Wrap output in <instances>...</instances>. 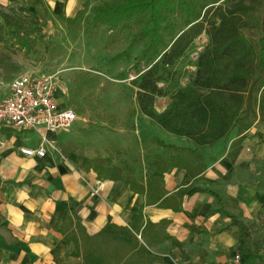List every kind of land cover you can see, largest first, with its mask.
I'll list each match as a JSON object with an SVG mask.
<instances>
[{
	"label": "trees",
	"instance_id": "1",
	"mask_svg": "<svg viewBox=\"0 0 264 264\" xmlns=\"http://www.w3.org/2000/svg\"><path fill=\"white\" fill-rule=\"evenodd\" d=\"M219 1L221 4L210 10L211 15L208 11L201 21L186 15L178 30L170 23L171 19L178 9H189V0H104L92 9L94 27L125 35L128 48L124 54L128 55L134 46L142 47L140 64L143 62L145 67L137 71L132 83L140 113L164 132L184 138L192 146L179 148L157 141L163 149L177 154L186 152L189 156L184 159L177 155L170 162L158 159L144 183L123 178L118 170L106 169L95 159L87 162V169L93 170L97 179L124 181L132 192L145 195L146 206L181 212L185 190L165 196L166 171L179 168L194 179L207 167L204 149L225 141L233 131L237 133L234 145L238 146L255 124L264 127V0ZM88 3L87 0L83 9L66 21L75 22ZM0 18L5 23L10 19L3 13ZM36 22L37 19L34 25ZM166 32L172 34L170 41ZM202 34L207 36V43L193 64V75L181 86L187 51ZM75 80L74 95L92 108L90 100L97 88L96 79L79 74ZM165 97L169 98L167 107L158 112L155 101ZM74 110L80 116L84 106ZM134 115L135 110L129 108L124 123L129 131L134 130L131 125ZM199 192L216 199L221 205L218 213L231 219L244 239L246 227L225 210L221 198L208 189ZM164 224L144 221L142 212L133 215L127 226L107 224L98 235L85 236L81 245L76 242L82 264H150L148 245L160 244L168 238L162 231ZM115 239L120 241L117 250L103 248L110 247ZM239 261L264 264L257 247L240 252Z\"/></svg>",
	"mask_w": 264,
	"mask_h": 264
},
{
	"label": "crops",
	"instance_id": "2",
	"mask_svg": "<svg viewBox=\"0 0 264 264\" xmlns=\"http://www.w3.org/2000/svg\"><path fill=\"white\" fill-rule=\"evenodd\" d=\"M86 1L0 0V11L37 21L50 16L72 19ZM25 69L21 54L14 56L0 47V98L10 95L13 78L32 74ZM261 127L256 131L258 137L264 136ZM252 130H256L254 126L247 134ZM59 134L48 137L55 138L56 144ZM41 141L36 131L0 126V264H82L77 243L81 245L85 236L98 235L107 224L127 226L140 212L144 221L165 222L162 231L168 236L160 244L148 245L150 264H241L234 258L240 256L238 227L218 213L221 205L214 197L199 191L216 193L225 210L236 220L242 219L226 205L233 204L229 196L235 189L239 190L235 202L244 199L239 192L246 178L237 174L248 167L249 161L243 157L250 144L247 136L234 148L231 140L227 146L220 141L209 147V155L204 149L207 167L194 179L179 168L166 171L165 196L185 190L178 213L146 206L145 195L132 192L124 181L97 179L87 169L91 158L78 153L61 159L50 150L43 158L20 153L22 148L35 149ZM250 192L253 194L252 189ZM103 248L114 250L111 245Z\"/></svg>",
	"mask_w": 264,
	"mask_h": 264
},
{
	"label": "rangeland",
	"instance_id": "3",
	"mask_svg": "<svg viewBox=\"0 0 264 264\" xmlns=\"http://www.w3.org/2000/svg\"><path fill=\"white\" fill-rule=\"evenodd\" d=\"M88 1L83 14L72 23L63 17L50 16L34 25L35 17L17 15L7 10L9 22L0 19V47L14 56L21 54L25 70L29 73L58 76L64 93L61 98L67 108L75 112L76 107L84 106V113L77 115L78 121L70 131L57 136V142L50 151L60 159L78 153L99 161L98 164L102 163L106 169L118 170L123 178L130 177L137 183H144L150 178L158 159L170 162L177 155L184 159L189 156L186 152L177 154L163 149L157 141L176 144L179 148L192 146L186 139L164 132L140 113L132 83L137 71L145 67L143 62L140 64L142 47L134 46L128 55L124 54L128 48L125 35L92 25V9L104 0ZM221 2L189 0V9H178L170 23L178 30L186 15L201 21L208 11ZM0 13L4 12L1 10ZM169 33L165 34L167 41L172 37ZM206 43L207 36L202 34L187 51L181 86L193 75V64ZM137 63L139 66H135ZM79 74H89L97 81L95 94L90 100L92 108L84 105L81 97L74 95L77 85L75 78ZM168 102V97L158 98L154 107L162 112ZM129 108L135 110L131 124L133 131L127 130L124 124ZM254 129L246 135L250 144L246 146L243 157H247L248 167L237 174L239 178H246L239 192L244 199L235 202L234 195L239 191L235 189L231 196L228 195L233 204L226 205V208L242 218L236 220L232 215L246 227V236L239 241L240 252L257 247L264 259V201L261 200V196H264V136H257L256 131L262 129L261 125L255 124ZM236 139L237 133L233 131L222 143L227 146L232 140L231 148H234ZM206 149L205 153L209 155ZM119 244V239H115L110 245L116 250Z\"/></svg>",
	"mask_w": 264,
	"mask_h": 264
},
{
	"label": "built area",
	"instance_id": "4",
	"mask_svg": "<svg viewBox=\"0 0 264 264\" xmlns=\"http://www.w3.org/2000/svg\"><path fill=\"white\" fill-rule=\"evenodd\" d=\"M9 88L10 95L0 98V126L40 133L42 141L38 147L22 148L20 153L29 158L45 157L47 150L54 148V139L48 135L70 131L79 119L61 98L64 93L59 77L20 75L11 80ZM234 258L240 260L238 254Z\"/></svg>",
	"mask_w": 264,
	"mask_h": 264
}]
</instances>
